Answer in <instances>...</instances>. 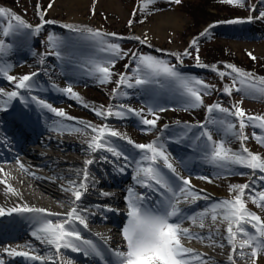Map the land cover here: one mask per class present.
<instances>
[{"label": "rangeland", "instance_id": "obj_1", "mask_svg": "<svg viewBox=\"0 0 264 264\" xmlns=\"http://www.w3.org/2000/svg\"><path fill=\"white\" fill-rule=\"evenodd\" d=\"M143 2L144 0H87L84 5L78 8L75 5H70L69 0H0V8L10 10L31 25V29H20L21 33L17 32V35L20 36L14 37L15 40L12 41V46H6L5 54L0 55V64L10 66L8 74L17 78L37 73L31 82L33 85L31 91L19 90V92L26 93L27 91L36 96L43 93L46 103L51 104L56 109L63 110L66 116L73 119L57 117L54 113L45 109L51 118L73 125L71 126L72 129H83L81 132L91 134L90 129L84 128L85 124L97 127L107 125L124 134L135 143L142 144L157 141V138H159L158 142L164 144L180 176L190 179L191 184L196 186L195 191L201 197H207L204 201L211 199L210 203H217L224 199H232L237 194L231 191L233 185L248 184L250 187L245 190L244 196L247 208L264 220V209L258 207L249 199L250 196L264 191V180L260 179L264 174L239 167H234L231 171L219 169L207 161L203 152L192 144L190 137L181 140V134L185 132V126H192V130L198 133L200 131L198 126L205 124L211 130L215 140H225L229 142L228 147L240 151L241 141L237 139L233 131L227 129L226 125L219 123L220 120H225L236 124L238 128L237 118L218 111L209 114L207 107L219 104L224 108L232 109L234 105H239L247 115L264 116V98L245 95L234 89L230 95L224 91L225 88H231L235 77V74L225 67L226 65H233L253 74L257 78L264 77V18H258L264 12V0H244L242 7L228 5L222 3L221 0H180L178 4L174 0H155L154 3L149 4L147 9H142L140 6ZM50 4L51 7H49ZM41 14H43V21L41 20ZM249 17H252L250 22ZM231 20L242 22L227 23ZM46 21H52V23H46ZM41 24L40 32L35 33L36 26ZM66 25H72L76 29L99 31L103 35L102 38L93 40L87 31H73L65 27ZM5 26L6 21L0 20V30ZM49 32L53 38L65 41L59 49L62 53L61 57L52 56L50 59L44 56L46 49L51 52L56 50L48 42ZM68 32L69 34H67ZM70 35H74L72 38L75 40H69ZM137 37L139 39H136ZM0 38L5 40L2 31H0ZM101 39L107 43L119 44L125 55L116 57L107 52H101L99 50L102 46L99 42ZM145 39L147 42L141 43ZM193 39L197 40L195 46L191 45ZM68 41L73 44L74 51L69 48L70 44L66 43ZM77 48L86 51L82 52ZM197 48L199 49L198 52ZM37 49L38 54L32 52L33 50L37 51ZM186 50L191 55L184 56L181 63L175 54L184 53ZM132 53L152 55L165 60L176 66L183 76L199 79L209 85L210 87L205 90L206 94L203 95V105L186 108L185 97L181 95V91L175 86L163 89L155 88L154 90L137 87L127 88L126 86H121L118 89L119 76L126 74L131 77L137 67V61ZM197 55L200 63L205 65L204 67L197 65ZM53 57L57 58L60 64L54 63ZM252 57H255V59ZM41 58H44L43 63L49 65L46 66L41 63ZM93 59L114 61V66H110L113 73L111 82L100 83L96 76L92 74L88 62ZM213 67L216 69L215 71ZM220 72H224L226 75L221 77ZM68 87H72L73 91L79 95V100L72 97L70 93L62 91ZM0 89H3L5 93L15 90V82H10L6 77L0 75ZM114 90L118 94L114 95ZM241 101L242 103H240ZM0 102H3L2 107L7 102L12 105L7 96L2 94H0ZM121 104L137 111L144 109L143 114L145 116H147L149 107L157 109L163 107L166 111H157L160 119L154 129L143 125L141 118L134 113H125L124 118L115 116L105 118L97 116L93 111L94 108H103L106 111L109 107L113 111H117ZM84 105H87V107ZM147 118L152 119L153 117L147 116ZM213 118L218 122L215 124L209 123ZM204 119H207V121ZM253 132L258 135L261 134L258 128L252 126L244 129L248 139L243 141V146L264 157V146L259 144L253 137ZM42 135H46L43 140L49 139L46 132H42ZM108 139L141 155L140 150L128 144L126 139L120 137H110ZM178 140H180L179 143ZM68 142L71 144L77 143L78 146L85 148L82 141L74 142L68 139ZM176 145L181 146L183 150L187 149L184 151L187 155L186 158L181 159L182 155L176 150ZM17 156L27 160L25 161L26 164L33 165L31 163L34 160L32 157L19 153ZM59 157L62 160L58 159L57 162L61 164L64 162L65 157L61 155ZM87 160H89L88 156H84L82 168H85ZM9 161H12V159ZM76 170L72 163L68 162L64 166L61 165L58 170L61 175L68 174L66 178L56 176V174L55 176L48 174L43 170L40 171L45 177L54 176L52 184L58 186L56 190L59 193H64L65 190L60 189L61 184L69 187V184L66 183L70 178L77 179L78 182L82 181L83 176H79ZM128 170L131 171L132 169L129 168ZM76 175L78 178L74 179L73 177ZM134 175V172L131 175L129 174V178L123 182L125 188L130 186V179ZM102 176L103 173L100 170L96 172L88 166L87 191L83 195L87 197H85V200L95 203V205L86 204L82 198L77 202L78 211L87 218V231H96L93 228L94 225L104 224L102 220L105 216L95 211L96 205L99 204L104 214L108 212L105 209L110 210L112 208V206L107 205L106 200L98 199L99 194L104 195L102 191L100 192L105 187L104 184L100 183ZM176 182L179 185L182 183L178 179H176ZM41 183L46 186L44 182ZM139 188L142 190L141 187ZM71 206V203L67 204V211H59L62 213L61 216L66 214ZM113 210L114 213L123 215L125 218L123 222L126 224L127 205L121 202L115 208L113 207ZM60 218L53 216V220ZM78 226L83 227L82 225ZM248 227L250 231H254L250 225ZM114 229L120 237L119 243L122 244L118 250L126 251V243L121 232L123 228ZM193 229L194 233L200 235L202 234L201 230H204L201 228ZM206 234L205 231L204 235ZM32 239L37 241V245L34 242L35 245L32 243L31 246H23L22 249L16 250L30 251L31 255H39L44 258L43 261L27 260L29 263L49 264L48 257L55 259L57 264L66 262V258H68L66 251L61 250V253L57 255L51 246L36 240L32 234L30 237L15 240H17V243L31 244ZM244 252L250 254L251 249L245 248ZM7 255L8 253L4 256L6 258L3 259L8 262ZM215 260L223 261V259ZM239 262L253 264L250 255H245L243 258L237 257L235 264ZM255 264H264V254L256 259Z\"/></svg>", "mask_w": 264, "mask_h": 264}, {"label": "snow or ice", "instance_id": "obj_2", "mask_svg": "<svg viewBox=\"0 0 264 264\" xmlns=\"http://www.w3.org/2000/svg\"><path fill=\"white\" fill-rule=\"evenodd\" d=\"M154 2L155 0H144L140 7L142 9H147L149 4ZM174 2L178 4L180 0H174ZM221 2L241 7L244 4V0H221ZM49 7H51V4ZM258 18H264V12H262ZM248 19L250 22L252 17ZM0 20L6 21V26L0 30L5 38L15 34L20 29H31V25L10 10L0 8ZM41 20L43 21V14H41ZM240 22L242 21H227V23ZM46 23H52V21H46ZM129 23L131 24V21ZM41 27L42 24L36 26L34 32L39 33ZM65 27L73 31H87L93 40L102 38L103 35L99 31H93L91 29H76L72 25H66ZM136 39L139 38L137 37ZM49 42L56 49L50 54L61 57L62 53L59 49L63 46V41L50 36ZM99 42L102 45L99 49L101 52H107L116 57L125 55L119 44L107 43L103 41V39ZM146 42V39L141 41V43ZM191 45H197V40L193 39ZM196 50L197 52L199 51L198 48ZM5 52V40H0V55H4ZM175 55L182 63V58L191 55V53L186 50L184 53ZM249 55L251 56V54ZM132 56L137 61L135 72L131 77L126 74H121L117 81L118 89L121 86H126L127 88L137 87L145 90H154L155 88L163 89L175 86L181 91V95L185 97L186 108H195L203 105V95L206 94L205 90L210 87L209 85L199 79L183 76L177 70L176 66L155 56L139 55L137 53H132ZM252 58L255 59V57ZM196 60L198 66H205L200 63L198 55L196 56ZM41 63H43V60ZM88 63L92 74L96 76L100 83L111 82L113 73L111 72L110 66H114L113 60L93 59ZM9 67L10 66L0 64V75L6 77L10 82H15V90L5 93L3 89H0V94L7 96L10 101L20 95L19 90L31 91L33 87L31 82L37 73L17 78L8 74ZM225 67L230 69L231 73L235 74L231 88L224 89L226 93L230 95L231 91L234 89L245 95L264 98V77L257 78L253 74L245 72L233 65H226ZM213 70L215 71L216 69L213 67ZM219 75L223 77L226 73L220 72ZM62 91L70 93L72 97L78 100L80 99L79 95L73 91L72 87L65 88ZM116 94L118 93L114 90V95ZM31 99L40 107L54 113L57 117H63L69 120L73 119L72 117L66 116L63 110L54 108L43 99H39L36 96H32ZM240 103H242V101ZM84 106L87 107V105ZM93 111L97 116L105 118L112 116L124 118L125 113H134L141 118L143 125L154 129L156 128L157 121L160 119L157 115V111L162 112L166 111V109L163 107H159L158 109L149 107L147 116H152V119L147 118V116L143 114L144 109L137 111L123 104L119 105V110L117 111H113L111 107L106 111L103 108H94ZM214 111L237 118L239 122L238 128L236 124L225 120H220L219 123L226 125L229 131L234 132L237 139L241 141V150L236 151L228 147L229 142L225 140H215L211 130L208 129L205 124H200L198 126L200 131L191 136L192 144L196 145L197 149L203 152V155L209 163L219 169L231 171L232 168L239 167L259 171L264 174V157L259 153L251 152L246 146H243V141L248 139V136L244 133V129L248 126L260 130L261 134L258 135L256 132H253V137L259 144L264 146V116L247 115L239 105H234L232 109L224 108L219 104L207 107V112L209 114H212ZM217 122L215 118L209 121V123L212 124ZM84 128L90 129L91 132L94 133L91 140L88 142V148L93 153L99 150H105L110 152L117 159L122 158L126 163L120 168L121 172L125 170L129 163L135 164L134 181L136 184L146 189V192L143 193H136L133 189L128 190V196L126 197L128 207L127 222L122 229V236L126 243V251L111 250L112 255L109 258L105 256V249L98 246V244L92 240L84 238L81 232L77 230V224L82 225L85 229L88 228L87 218L78 211L77 202L81 200L84 192L87 191L88 166L94 163L93 159H89L85 162L82 181L78 185L75 181H71L69 187L64 189L65 191L71 192L74 200L71 202L72 206L70 210L66 214H63V216H61L60 213H51L46 209L29 207L27 205L17 206L7 210L0 208V216L5 214L11 215L14 212L35 214L32 217V224L34 226V230L31 233L32 236L41 243L51 246L57 255L61 253V250L70 249L72 252L82 253L86 257H92L93 259L101 261L102 264H192V261H199L200 264H208L207 261L202 260L199 254H194L191 249L184 247L181 243L182 239H192L193 236L187 228H182L181 223L178 222L182 219V215L181 209L177 206L178 193L183 194L186 199L191 198L192 201L201 198L207 199V197H201L199 193L193 190L189 178L180 176L164 144L158 142L159 138H157V141L142 144L135 143L124 134L107 125L97 127L91 124H85ZM76 131L80 132L83 131V129H76ZM190 133H192V126H185V132L181 134V140L188 139ZM110 137L126 139L128 144L140 150V158L135 159L130 157L122 150L118 149V147L110 142L108 139ZM177 142L179 143L180 140ZM103 159L107 158L103 157ZM161 162L163 163L164 169H167V172L171 175H168L159 167ZM181 163L183 162L181 161ZM2 171L3 170L0 169V172ZM201 178L207 179L206 177ZM176 179L180 180L182 183L177 185L175 183ZM260 179L264 180V175H262ZM0 184L6 185V181L0 179ZM249 187L248 184L233 185L231 191L237 194L232 199H224L212 204L209 209L201 212L198 216H191L190 219L193 222L198 219L200 221L199 226L203 228L205 226V217L210 215L213 224L217 222L218 217H221L222 223L227 222L226 239L233 253H236L237 247H239L240 251L238 255L241 258L245 255H250L253 264H255L256 259H258L261 254H264V220L247 208L244 196L245 190L249 189ZM6 188L8 192L16 194L14 189L10 186L6 185ZM150 193L163 195L165 200L162 202L154 201ZM249 199L257 204L258 207L264 209V191L250 196ZM52 216L61 218L57 220L47 218ZM249 225L254 231H250ZM218 231L217 229V232ZM245 248L251 249L250 254L244 252ZM5 252L10 256L23 257L30 261L44 260V258L39 255H31L30 251L5 249ZM48 261L49 264H57V261L52 257H48ZM229 261L230 264H235L231 256L229 257Z\"/></svg>", "mask_w": 264, "mask_h": 264}, {"label": "bare ground", "instance_id": "obj_3", "mask_svg": "<svg viewBox=\"0 0 264 264\" xmlns=\"http://www.w3.org/2000/svg\"><path fill=\"white\" fill-rule=\"evenodd\" d=\"M86 1L87 0H69L70 5H75L78 8L84 5ZM32 96L36 95L30 94L27 91L26 93L21 92L20 95L17 96V108L14 110L13 104L9 105L7 102V104L4 105L6 109H4V107L1 106L3 102H0V141H6V144L2 143L0 145V150L8 148L10 141L13 143L15 150V154L13 153L14 158L9 155H0V159H2L0 161V169L3 170L0 172V179L5 180L6 185L14 189L16 193L12 194L8 192L6 185L0 184V208L7 210L13 207L27 205L34 208H43L51 213L67 211V204H70L74 200V197L69 191L59 193L56 190L58 186L52 184V179L55 174L56 176H63L65 178L66 176L68 177V174L61 175L58 171L61 165L64 166L65 164H68V162H71L74 168L77 169L76 171H78L77 173L79 176H83L84 168H82V165L84 164V156H88L89 159L94 160V163L89 165V168L96 172L97 170H100L103 173L101 183L104 184L105 187L102 188L100 192L102 191V193L107 195L99 194L98 199L106 200L107 205L112 206V208H110V210H106L108 212L105 213L107 218L104 222L105 225H94L93 228H95L96 231H87V229L78 225L77 230L81 232V235L84 238L88 239L91 237L93 242L105 249V256L110 258L112 253L108 251L109 248L105 242H109L108 246H111L114 250L121 248L122 244L119 243L120 237H118L114 228L122 229L125 224L123 222V219L125 220L123 215L116 212L114 213L113 207L115 208V206L119 205L121 202L127 205L126 197L128 196L129 189H133L136 193H143V189H145L144 187L136 184L134 178L130 179L131 183L128 188L127 186L125 188V184H123V182L129 178V174L131 175L134 172L135 164L129 163L125 170L121 172L120 168L126 163L122 158L117 159L110 152L105 150H99L93 153L88 148V142L91 140L94 133L90 134L81 131L77 132L76 129H72L71 126L73 125L54 120L44 108L40 107L31 99ZM36 97L44 100L43 93H40ZM42 132H46L48 135L56 134L59 138L55 142L43 140L44 135H42ZM68 139H71L74 142L82 141V143L85 144V148L78 146L77 143L71 144L68 142ZM110 142L130 157L135 159L140 158V155L127 149L125 146L114 141ZM50 145H54L52 149H55L59 155L66 158L63 159L64 162L61 163L60 161L61 164H59L57 162L58 159L47 152V148ZM18 153L32 157L34 159L31 161L33 165L26 164L25 161L27 160H23L21 156H17ZM102 156L107 159H103ZM10 157H12V161L8 160ZM129 168L132 169V172L128 170ZM40 170H43L48 174H53L54 176L45 177ZM73 178L76 179L78 176L76 175ZM71 181H75L77 185L80 183L77 179L73 180L70 178L66 184H69ZM41 182H44L46 186L42 185ZM88 185L91 186L90 184ZM191 186L195 191L196 186L192 184ZM139 187H141L142 190ZM65 188L68 187L64 186V184L60 185V189H63V191ZM150 195L154 201L162 202L165 200L163 195H159L157 193H150ZM85 197L86 196L83 195L82 200H84L86 204L92 206L95 205V203L85 200ZM211 201V199L204 201L203 198L192 201L190 198L186 199L183 194L178 193L177 206L181 209L182 215V219L178 222L181 223L182 228H187L193 236L192 239H182L181 243L184 247L191 249L194 254H199L202 257V260L207 261L208 264H230L229 257L231 256L235 261L237 257H240L238 255L240 249L237 247L236 253H233L231 246L227 243V222L222 223L221 217H218L217 222L213 224L209 215L205 217V226L201 228L199 226L200 221L198 219L195 222L190 219L191 216H198L201 212L209 209L210 205L215 204L210 203ZM7 202L9 203L5 205ZM97 206H99V204L96 205L95 211L104 213L101 208ZM60 214L62 215V213ZM34 215L35 214L33 213L14 212L11 215L5 214L0 216V256L3 255V253L4 255L7 253L5 252V249L19 250L22 249L23 246L33 245L32 243L34 242L37 245V241L33 239L31 240V244L17 243L15 240L2 242L3 240L10 239L15 236L30 237V231L34 230V226L32 224V217ZM47 218L53 219V216ZM193 228H201L204 230H201L202 234L200 235L194 233ZM217 229L219 230L218 232ZM205 231L207 232L206 235H204ZM76 255L80 258L68 254V258H66V262L64 264H99L101 262L93 259L92 257H86L82 253ZM214 258L223 259V261H217ZM243 263L244 262H239L238 264ZM8 264L33 263H29L27 259L23 257L10 256ZM192 264H200V262L192 261Z\"/></svg>", "mask_w": 264, "mask_h": 264}]
</instances>
